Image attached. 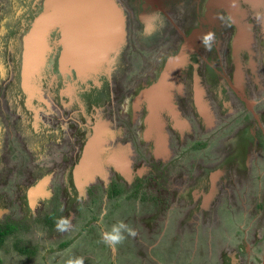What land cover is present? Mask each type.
Wrapping results in <instances>:
<instances>
[{
  "label": "rangeland",
  "instance_id": "374dc122",
  "mask_svg": "<svg viewBox=\"0 0 264 264\" xmlns=\"http://www.w3.org/2000/svg\"><path fill=\"white\" fill-rule=\"evenodd\" d=\"M107 1L112 12L105 13L109 17L115 14L114 21L104 25L111 46L108 39L107 46L99 43L97 51L101 49L103 59L111 58L118 52L115 46L122 43L125 63H134V72L141 73L138 79L147 84L146 90L140 89L143 83L131 92L126 81L110 83L108 75L110 82L101 88L84 77L79 79L84 81L80 93L67 86L77 71L64 51L66 37L55 39L54 35L61 24L70 35L80 33L73 20H67L68 11L77 8L75 0H0V15L8 12L15 25L10 40L0 41V219L32 218L52 199L51 209L60 215V196L53 195L56 188H62L67 200L64 218L70 226L61 239L79 234L63 250L50 251L60 238L32 224L25 235L38 244L37 254L28 258L12 248L2 249V264H65L69 257H83L84 264H260L258 252L264 253V240L259 239L264 226V0L249 14H240L243 27L238 28L235 15L223 7L229 9L231 0H212L213 11L194 8L193 14L189 1L176 3L177 25L154 0H123L134 14L116 0ZM158 1L169 15L176 9L177 0ZM101 8L108 9L106 5ZM141 31L156 44L152 53L132 42ZM208 32L216 37L211 50L200 39ZM215 44L225 62L234 58L230 55L236 54V48L243 59L238 80L233 75L229 78L252 97L250 110L254 113H249L247 124L253 133L245 141L236 132L239 123L228 126L234 118L240 119L236 113L245 111V101L228 81L217 76L222 65ZM77 48L72 52L75 59L85 50L81 45ZM176 48L184 50L174 53L155 72L159 52H175ZM134 49L147 56L134 57ZM29 55L32 59L26 58ZM193 57L194 69L187 64ZM233 62L227 73L234 71ZM140 68L146 75L152 70L154 82L151 78L146 81ZM176 69L180 70L173 78ZM185 71L194 74L193 86L208 109L202 118L193 104V86L180 77ZM213 78L219 80L220 94L213 88ZM61 80L66 88H60ZM131 93L139 96L128 104ZM252 113L258 120L251 126ZM126 121L133 123L130 127H142L136 140L124 137ZM144 121L148 122L143 125ZM195 135L206 141L198 147L202 148L200 154L186 150L178 155L177 150L191 145ZM177 156L181 159L174 160ZM170 160L169 173L157 166ZM147 168L170 174L167 182L137 189L128 185L134 172L147 175ZM113 190L119 193L111 197ZM84 198L88 212L74 202ZM87 215L96 218L92 232L85 225ZM118 221L136 235L125 233L126 239L113 249L102 241L101 234Z\"/></svg>",
  "mask_w": 264,
  "mask_h": 264
},
{
  "label": "trees",
  "instance_id": "16d2710c",
  "mask_svg": "<svg viewBox=\"0 0 264 264\" xmlns=\"http://www.w3.org/2000/svg\"><path fill=\"white\" fill-rule=\"evenodd\" d=\"M187 1H189V3L192 4V10H193L192 11V14L194 13V8L200 9L201 11H203L202 8L203 9H206V11H204L206 13L208 11L211 12L214 9V5L212 3V0H187ZM231 1H232V3H231V6H229V9L226 8L227 7L226 5H223V7H225V9L229 13H231V16H234L235 15V18L236 19L234 20V23H236L235 24L236 25V28L243 27L242 26V23L240 25V22H242V20L240 19V14H246V15L249 14L250 11L252 10V8L253 7H256L257 4L260 2V0H231ZM199 4L201 6H204V7H200ZM240 5L243 6V8H244L243 11L240 10V8H239ZM186 6H187V2H186ZM221 6L222 5H220V7ZM215 7H216V5H215ZM3 12L4 13H2V15H0V26H2V29L1 30L3 31V33L0 34V41L4 38L3 41L6 42L7 39L10 40L9 37H12L10 35L13 34V32L15 30V25H14V22L12 23L11 20L8 18V15H7L8 12H5V11H3ZM68 13H69V16H67V20H69V21H72L73 20L72 21L73 24L76 25V27L78 28V31L83 32V37H84L81 41H78V42L73 43V45H81L82 47H85L88 51H93V53L94 52H97V48L100 45L99 43H103L104 42V39L101 36L102 30L101 29H98V31H97L96 28L90 30L88 28V26H87L88 25L87 22H86L87 19L81 20L80 12L79 13H71V12L68 11ZM28 14L30 15V13H28ZM84 16H86L89 19H93V20L94 19H97V18L99 20H103L104 19V17H103L104 15L102 13H92L89 16H88V14L87 15H84ZM82 18H83V16H82ZM237 19L238 20L240 19V21L238 22ZM134 25L136 26V23H134ZM58 26L59 27L55 31V35L54 36H55V39H56V37H60V35H63V36L66 37V41H65V45H64V50H66L68 48V46L70 45V43H68L69 42V39H70V36L75 35V34L70 35L68 29L63 28V25L62 24L61 25H58ZM39 29L44 30V29H42L40 27H39ZM1 30H0V32H1ZM92 31H94L99 36L98 37L99 39H95V38L87 39L88 33L89 32H92ZM48 32H49V29H48L47 33ZM142 34H143V31L135 33L134 36H133V41L132 42L134 44H135V42H139L140 45L142 47H144L143 50H146V51L147 50L150 51V50L157 49L154 40L153 39H149L148 40V38L146 37V35H142ZM47 35H49V34H47ZM107 39L110 40V46H111V38H110V35L108 36ZM98 41H100V42H98ZM121 44L115 46V48H117V50H118V52H117L118 55L117 56H113V54H112L111 55V58L108 57V58L103 59V56H100L99 54H93V56H95V58L93 60H91V62H90V65L91 66L88 67L90 69H88V70H86V69L85 70H78L80 72H77L75 75L73 74V78L71 80L70 79H68V80L66 79L69 82V85H67V86H69L70 88H73V86H74L73 84H75L76 81H79L78 83H76L77 84V87H78V89H80V87L82 89V85H83V82L84 81L79 80V79L84 77L85 79H87L90 82V84L95 85V88H98V87L101 88L102 86L105 85V83H109L110 80H111L110 83H112L113 81H115V83H118L119 81H123V83H125V81H126L127 82V85L131 88V92H134V87L136 88L140 84H143L144 82L142 81V79L139 82L138 76L141 77L140 76L141 73L139 75H136L135 74L134 70H135L136 67H135L134 63L133 62H131L130 64L125 63L126 62L125 57L124 56L122 57V52H123L124 48L123 47H120ZM159 44H161V42ZM115 48H112L111 47V50L113 51ZM143 50H141L139 52V49H134V52H135V56L134 57H136V56L138 57V56L145 55L146 53ZM150 52L152 53V51H150ZM28 53H31V51L30 50L27 51L26 54H28ZM172 53L173 54H170L168 57H166V55L169 54V51H165V50L163 51V50H161L159 52L158 55L160 56V58L158 56L159 59L157 58V60H156L157 64H156V67L154 68L155 72H156V70L158 71L159 68L161 69V67L164 66L163 65L164 63L166 64L167 60L170 59L174 55V52H172ZM249 53L251 54V52H249ZM0 54H3V53L0 52ZM41 56H43L42 53H41ZM145 56H147V54ZM230 56L231 57H234L233 59L230 58V62L237 61V63H240L243 60V59H240V57H238L237 48H236V54H234V56L233 55H230ZM32 57L33 56H30V57H27L26 56V58H31V59H32ZM194 58L195 57H193V60L191 61V63L190 62L187 63L188 66H189V68H191V67L193 69L195 68L196 64L195 63L192 64V62L195 61ZM108 59H109V62H106ZM39 60H37L36 62H38ZM115 61H118V63L120 62L121 66L119 68H115L114 67ZM250 61H252V59L251 58H248V62H250ZM242 63H243V61H242ZM84 64H82L81 67H85ZM70 65H71V63H70ZM26 67H28V66H26ZM26 67H24V68H26ZM196 68H197V66H196ZM128 71H130V72H128ZM143 71L144 70H142V69L140 70V72H143ZM149 71L152 73V70H149ZM56 72H58V71L56 70ZM150 72L147 71V75H146V72H143V73H145L143 75V78L145 76V80L146 81L151 78V75L152 74ZM58 74H59V72H58ZM175 74H177V72L176 71H173V73L171 74V76L174 78ZM107 75L111 77L110 80L107 77ZM190 75H192V74H190ZM59 79H60V77H59ZM74 79H75V82H74ZM91 79H92V81H91ZM133 80H137V82H139V84L138 85H135L133 82H131ZM151 81L154 82L153 79ZM173 83L176 84L175 81L174 82L171 81V84H173ZM59 84L61 85L60 88H62V87L63 88H66L67 87V86H64L62 84V80L59 82ZM144 85L145 86H142L140 89H143L144 88L143 90H146L147 89L146 88L147 87L146 86L147 84L144 83ZM107 87H108V85L106 84V87L105 88H107ZM221 90H222V88H220V91ZM85 92H87V90L84 91V94H86ZM101 92H102V89H101ZM133 94L134 93H131V95H129V96H131V98L130 97L128 98V104H130V101L131 100L133 101L134 98L136 99L137 96H139V95H133ZM130 113H133V111H130ZM145 114H146V112H145ZM243 114H244V112L241 111L236 116V117H240V119L237 120V118H234V120L229 121L230 123L228 122V126L229 125H234L235 124L234 122H236L237 124L239 123V125H238V130L239 131L236 129V132L237 133L239 132V134L241 136H243V137H240L239 140L244 139V141H245L246 138L249 137V135L253 133V130H252V133H250V131H248V124H247V122L249 121V117L251 118V116L249 114H248L249 116L248 115H243ZM247 117H248V119H247ZM255 120H258L257 117H256ZM255 120L254 121L252 120L251 124H249V125L252 126L254 124ZM147 122L144 121L143 125H145V123H147ZM131 124H133V123L130 122V121H126V122L123 123V125L125 126L124 137L126 138V137L131 136L133 140H136V137L139 138V136H140V133H139L138 130H141L142 127L141 128L139 127L140 124L137 125V126L130 127L129 125H131ZM202 142H205L206 143V141L201 140V138H199L197 135H195L194 142L191 145H189L184 150L183 149H181L179 151L177 150L176 153L178 155H180V154H183V151H186L187 150V152L188 151H197L200 154V152L202 151L200 149H202V148H198V147L199 146H202ZM180 157L181 156H179V158ZM179 158L177 156L174 160L179 159ZM182 160H184V158ZM185 160H188V159H185ZM171 161H173V160H170V161L164 163L162 166L157 164V166H159L160 169L161 168L162 169H165L169 173V172H171V170L169 169L168 165L171 163ZM156 169L157 170H151V169H148L147 168L146 169V171H148L147 172V175H142V176H138L134 172L133 173V177H132V179H131V181H130V183L128 185L131 186V187H134L135 186L136 189H137V188H140V187H144L147 184L154 185L156 182H158V183L159 182L160 183L167 182V178H168V176H170V174H168V176H167V174L165 175V173H163L161 175V171L158 168H156ZM113 185H115V181L112 182V187H113ZM63 192H64V189H63ZM63 192H62V188H56L55 189V192H54V195H53L54 198L56 197V194H59V196H60V199L59 200H60L61 205H62V207H61L62 208V212H61L60 215L59 214H56L55 215L54 214V212H55L54 209L53 210L51 209V210H47L43 214L36 215L33 218H22V219L20 218L19 220H16L15 221L11 217L6 216V217H4V219L3 218L0 219V251L2 249H4V251H8V249L12 248L15 251H17L18 254H20V255H22L24 257L32 258L33 256H35L37 254V252H38L39 246H38L37 243L31 242L30 239H28L27 236L25 235V233H27L31 229L32 224H34L35 226H38L39 229L43 230L45 233L52 234V235H56L58 237V239L60 238L59 239L60 241L55 245L54 248H50V251H61L69 243L73 242L74 237L75 236H79V234H76V235L74 234L73 237H69V238L64 237L63 239H61L62 236H66L65 233H67L68 231H59L57 229V227H56L57 222L61 218H64V216H65L64 215V211H66L67 200H66L65 195H64L65 193H63ZM117 192H118V190H113L112 193H111L112 194L111 197H113V196H115L116 194L119 193V192L118 193ZM91 194H92V192H89V195L90 196H92ZM83 200H86V199L84 198V199L75 200L74 201V202H76L75 205H77V208L80 206L85 211H87V212L90 211V207L88 206V203L85 204V207L83 206ZM53 206L55 207V204ZM73 215H76L78 217V219H77V221H78L79 220L78 211H76L74 209ZM87 216L89 217V219H88L87 224H85V225L89 226V228H90V230L92 232V231H94L93 229L96 228V226H95L96 218H94V219L91 218L90 219V217H93V215H87ZM73 228L75 230V227H73ZM22 233H23V235H22ZM1 259H2V256H1V253H0V264H2V260H3V259L2 260Z\"/></svg>",
  "mask_w": 264,
  "mask_h": 264
},
{
  "label": "flooded vegetation",
  "instance_id": "af4514ba",
  "mask_svg": "<svg viewBox=\"0 0 264 264\" xmlns=\"http://www.w3.org/2000/svg\"><path fill=\"white\" fill-rule=\"evenodd\" d=\"M117 2H120L121 4H122V6L127 10V12H131L132 14H134L133 13V11H132V8L130 7V6H128V5H126V4H123V0H116ZM155 1V3L157 4V6L158 7H160V9L165 13V15H166V17L168 18V19H170L171 20V22L174 24V25H177L178 23L176 22V18H178V16L177 15H179V12H178V10H177V8H179V6H177L176 5V3H179V4H182L183 3V5H184V2L185 1H187V0H177V1H175V6H174V8H176L173 12L171 11V13H170V15L163 9V7L161 6V4L159 3V1L158 0H154ZM100 2H104L105 3V5L107 6V8L108 9H102L101 7V5L102 4H99ZM75 4H77L75 7H77V8H75L74 10H73V13H79L80 12V15H81V20H84V19H87L86 20V22H87V26H88V28L91 30V29H97V31H98V29H101L102 30V34H101V36L103 37V39H104V44H105V42H106V46H107V38H108V36H109V32L107 31V28L106 27H104V25H105V23H107V21H110V22H112V21H114V19H115V14L114 15H112V17L110 16H107L108 14L107 13H105L106 11H108V13H110V11L112 10V8L110 7V4H109V1H107V0H75ZM120 4V5H121ZM185 6H186V4H185ZM95 8V9H94ZM100 11H103L104 13H102L104 16V19L103 20H99L98 18L97 19H89V18H87L86 16H84V15H87L88 14V16L89 15H91L92 13H101ZM112 12V11H111ZM182 13V12H181ZM131 14V15H132ZM181 15V14H180ZM82 16H83V18H82ZM134 22V21H133ZM134 24V23H133ZM179 31H180V33L181 34H184L183 33V30L182 29H180L179 28ZM99 36L94 32V31H92V32H89L88 33V36H87V39H91V38H95V39H99L98 38ZM84 37H83V32H80V33H78V34H76V35H72V36H70V39H69V42L68 43H70V45L68 46V48L66 49V50H64L65 52H66V55L68 56L67 57V60L69 61V63H71L72 64V66L74 67V69H75V71H77V72H80V71H78V70H88V69H90V68H88V67H90L91 65H90V62H91V60H93L94 58H95V56H93V54H99L100 53V51H101V49H99L97 52H94L93 53V51H88L85 47H84V51L83 52H81L80 54H78L76 57V59H75V55L73 56V54H72V52L73 53H75L79 48H77V45H73V43H75V42H78V41H81L82 39H83ZM161 42V41H160ZM162 44H164L163 42H161ZM216 46H217V53L219 54V62L221 63V65H222V68L220 69V70H217L218 71V77H221V78H224L226 81H228V83L231 85V88L233 89V92L235 93V94H238V95H240L241 96V98L243 99V96L244 97H246L247 99L249 98L250 99V101L252 100V97H250L249 95H248V93H246V91H245V89H244V87L238 82V81H236V83H234L229 77L230 76H236V79H237V76H238V73L240 72V70H239V68H240V64H239V67L238 66H236V64L233 62V65H234V71H231L232 73H235V74H232V73H227V66L228 65H230L232 62H230V60L228 59V63H227V61L225 62V60L226 59H223V56L221 57L220 56V52H219V50H220V48L218 47V45L217 44H215ZM183 47H184V49H186L185 48V45L183 44ZM184 49H182L181 48V50L179 51L177 48H176V50H174V51H176V52H174V53H181V51L182 50H184ZM219 49V50H218ZM170 52H173V51H169V54H170ZM91 53V54H90ZM106 53H108V52H106ZM192 54V53H191ZM118 55V53L116 54V55H113V56H117ZM75 59V60H74ZM85 63V64H84ZM82 64H84V66L85 67H81V65ZM115 65H119V66H121V64H120V62L118 63V61H115ZM114 65V67L115 68H119V67H117V66H115ZM180 69H182V68H180ZM180 69H176V70H174V71H179ZM198 71V70H197ZM205 70H203V74H205ZM173 73V72H172ZM171 73V74H172ZM178 73V72H177ZM240 74H241V72H240ZM191 76V77H190ZM193 76H194V74L192 73V75H190V74H186V71L185 72H182V73H180V77L181 78H185L186 80H187V82L189 83V86H193ZM241 77V76H240ZM213 81H214V83H215V86H213V88H214V90H215V92L216 93H218V94H220V83H218L219 82V80H216V78H213L212 79ZM238 80V79H237ZM79 81H76L75 82V84H73L74 86H73V88H75V89H77L78 90V88H77V84L76 83H78ZM116 86V85H115ZM118 88V87H117ZM122 88H124V87H122ZM122 88H118V89H122ZM79 91V90H78ZM192 93H193V97H194V100H193V104L195 105V107H196V109H197V113L199 114V116L202 118L203 117V111L204 110H208L207 109V107L206 106H204L201 102H200V100H199V90L198 89H196L194 86H193V88H192ZM222 97H223V95H222ZM256 97V96H255ZM224 98V97H223ZM254 98V97H253ZM248 99V100H249ZM224 100V102H225V104H227V106L229 107V105H228V101H226L225 99H223ZM244 100V99H243ZM251 102H253V101H251ZM257 104V103H256ZM243 106H244V109H245V111H244V114L243 115H248L249 113H251V111L252 110H250V108H248L249 106L247 105V103L245 102V104H242ZM258 105H256V107H257ZM256 107L254 108V109H256ZM247 109H249V111L247 110ZM241 111H238L237 113H236V116L240 113ZM253 112V111H252ZM254 113V112H253ZM253 113H252V115H253ZM256 114V113H255ZM157 115V114H156ZM158 116V115H157ZM209 116H210V114L208 113V114H206V117L209 119ZM250 116H251V114H250ZM207 119V120H208ZM252 119H256V116L255 115H253L252 116ZM208 171H210V170H208ZM220 173H223V172H220ZM52 201H53V199L52 200H50V203H49V205L47 206V208L46 209H43L42 211H38L36 214H34L35 216L36 215H39V214H43L44 212H46L47 210H51V204H52ZM26 211H24V213H25ZM23 213V215H25ZM35 216H33V217H35ZM32 217V218H33ZM263 226V225H262ZM259 239L261 240V239H263L264 240V226H263V228L261 229V235H260V237H259ZM258 255L261 257L260 258V264H264V253H262L261 254V252H258Z\"/></svg>",
  "mask_w": 264,
  "mask_h": 264
},
{
  "label": "clouds",
  "instance_id": "9594fccd",
  "mask_svg": "<svg viewBox=\"0 0 264 264\" xmlns=\"http://www.w3.org/2000/svg\"><path fill=\"white\" fill-rule=\"evenodd\" d=\"M202 44L211 50L216 37L213 32H208L206 34H203L201 37ZM70 226V221L67 218H61L57 224L56 227L59 231H67L68 227ZM125 233H127L129 236H135L136 232L132 228H130L127 224H125L123 221H118L116 224H113L111 226V229L108 231H103L101 234L102 241L109 247L115 249L117 245L121 244L125 239ZM65 264H84V258L83 257H69Z\"/></svg>",
  "mask_w": 264,
  "mask_h": 264
},
{
  "label": "water",
  "instance_id": "95a60500",
  "mask_svg": "<svg viewBox=\"0 0 264 264\" xmlns=\"http://www.w3.org/2000/svg\"><path fill=\"white\" fill-rule=\"evenodd\" d=\"M93 1V0H92ZM100 1V0H99ZM101 4H102V6H104L105 5V3L104 2H100ZM243 99H244V101L247 103V105L249 106V108L251 107V105H252V102L250 101V100H248L246 97H244L243 96Z\"/></svg>",
  "mask_w": 264,
  "mask_h": 264
}]
</instances>
